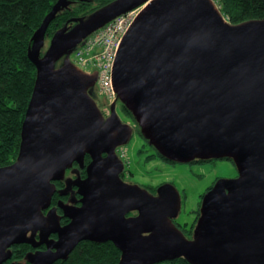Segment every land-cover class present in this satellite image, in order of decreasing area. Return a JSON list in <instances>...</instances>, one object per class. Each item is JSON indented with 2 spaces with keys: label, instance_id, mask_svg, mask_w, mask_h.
<instances>
[{
  "label": "water",
  "instance_id": "1",
  "mask_svg": "<svg viewBox=\"0 0 264 264\" xmlns=\"http://www.w3.org/2000/svg\"><path fill=\"white\" fill-rule=\"evenodd\" d=\"M75 1L90 0H58L32 37L37 75L19 154L0 167V264L21 244L46 247L25 264H54L82 241L112 242L118 264H264V19L230 24L215 0H114L68 21L44 50L50 23ZM141 7L117 51L106 116L94 96L98 72L71 55ZM118 104L136 127L120 119ZM135 130L175 163L233 161L238 176L205 193L192 238L174 223L182 205L174 185L152 194L121 176L117 150ZM86 155L87 176L73 181L80 205L59 202L62 216L51 208L56 182L68 183Z\"/></svg>",
  "mask_w": 264,
  "mask_h": 264
},
{
  "label": "trees",
  "instance_id": "2",
  "mask_svg": "<svg viewBox=\"0 0 264 264\" xmlns=\"http://www.w3.org/2000/svg\"><path fill=\"white\" fill-rule=\"evenodd\" d=\"M57 1L0 0V167L14 163L18 157L22 125L33 94L37 75L36 67L28 56L29 48L32 44L34 33L39 29ZM112 1L114 0L75 1L70 3L50 23L46 39L50 40L56 31L61 29L71 19L87 17ZM217 1L220 4V10L229 17L228 22L230 24L238 25L249 20L264 19V0ZM69 25L72 26L74 23L71 21ZM120 106L122 112L135 123L131 111L123 104H120ZM138 134L149 144L140 131ZM155 157H159L166 162L175 163L164 158L159 152L156 155L148 156L147 160H152ZM223 160L233 163L231 159ZM90 161V156L86 155L84 168L75 163L74 167L68 170L66 178L69 184L65 181L56 182L58 190L53 197L52 207H57L60 215L63 216V211L58 206L59 202L64 205L78 202L77 189L73 181L78 177L85 178L87 176L86 167ZM203 162H209V160H198L189 164ZM121 176L123 177L124 174ZM213 185L206 191H209ZM157 189L158 187H153L152 193L156 194ZM204 195V193L201 195V203ZM201 203L196 211L194 222L190 226H183L174 220V223L188 238H192L193 230L200 216ZM132 214L136 213H131L130 215ZM68 222V219L61 218V224L64 225ZM50 237L56 238V235H51ZM45 248V245L37 248L29 244L14 245L11 248L12 258L5 264H10L9 262H16L17 264L22 262V264H25L29 253ZM120 258L121 251L112 242L95 243L82 241L66 260H59L54 264H118ZM159 264L192 263L185 258H177Z\"/></svg>",
  "mask_w": 264,
  "mask_h": 264
},
{
  "label": "rangeland",
  "instance_id": "3",
  "mask_svg": "<svg viewBox=\"0 0 264 264\" xmlns=\"http://www.w3.org/2000/svg\"><path fill=\"white\" fill-rule=\"evenodd\" d=\"M215 1L220 6L219 2ZM222 14L228 22L229 17L224 12ZM49 42L50 40L47 39L44 50ZM71 60L73 61V54ZM94 92L97 106L104 114L109 115L111 109L109 100L99 91L98 85L94 87ZM117 113L123 122L136 127L133 121L122 112L120 104L117 106ZM117 154L125 162L126 183L140 185L151 193L153 187L166 183L174 185L179 190L183 199L180 213L175 221L183 226H190L194 222L196 211L201 203V195L205 194L212 184L219 179H233L237 176L235 165L227 160L194 164H169L155 158L147 160V157L153 154V150L136 130L130 142L118 148Z\"/></svg>",
  "mask_w": 264,
  "mask_h": 264
},
{
  "label": "built area",
  "instance_id": "4",
  "mask_svg": "<svg viewBox=\"0 0 264 264\" xmlns=\"http://www.w3.org/2000/svg\"><path fill=\"white\" fill-rule=\"evenodd\" d=\"M141 8L127 12L105 28L98 30L88 38L85 45L73 54V62L83 71L98 72L97 85L99 91L109 100L115 101V92L112 82L114 61L123 36L132 25Z\"/></svg>",
  "mask_w": 264,
  "mask_h": 264
},
{
  "label": "flooded vegetation",
  "instance_id": "5",
  "mask_svg": "<svg viewBox=\"0 0 264 264\" xmlns=\"http://www.w3.org/2000/svg\"><path fill=\"white\" fill-rule=\"evenodd\" d=\"M106 115H108V114H106ZM110 115V114H109ZM125 123V122H124ZM134 123V122H133ZM151 147V146H150ZM152 148V147H151ZM152 150H153V154L152 155H156V151L152 148ZM152 155H150V156H152ZM155 159H160L159 157H155ZM160 160H162V159H160ZM164 162H166V161H164ZM167 163H169V164H178V163H172V162H167ZM124 176H123V179L126 177L125 175H126V172L124 171ZM237 176H238V174H237ZM236 176V177H237ZM216 183V182H215ZM214 183V184H215ZM76 189H77V187H76ZM80 199V196L78 195V200ZM77 206L78 205H80V203L79 202H77V203H75ZM67 224V223H66ZM65 225V224H64ZM57 237V236H56Z\"/></svg>",
  "mask_w": 264,
  "mask_h": 264
},
{
  "label": "bare ground",
  "instance_id": "6",
  "mask_svg": "<svg viewBox=\"0 0 264 264\" xmlns=\"http://www.w3.org/2000/svg\"><path fill=\"white\" fill-rule=\"evenodd\" d=\"M55 195V194H54ZM54 197V196H53ZM53 200V199H52ZM51 208H52V205H51Z\"/></svg>",
  "mask_w": 264,
  "mask_h": 264
}]
</instances>
